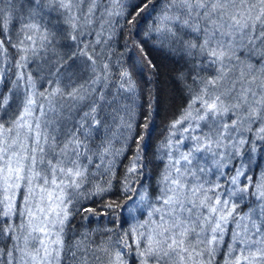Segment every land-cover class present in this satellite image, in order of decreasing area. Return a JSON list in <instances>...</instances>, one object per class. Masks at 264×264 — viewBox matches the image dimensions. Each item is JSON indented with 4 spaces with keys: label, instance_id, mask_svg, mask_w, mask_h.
<instances>
[{
    "label": "snow or ice",
    "instance_id": "snow-or-ice-1",
    "mask_svg": "<svg viewBox=\"0 0 264 264\" xmlns=\"http://www.w3.org/2000/svg\"><path fill=\"white\" fill-rule=\"evenodd\" d=\"M112 5L0 0V264H264V0H161L143 39L138 18L153 0ZM117 35L126 64L112 61ZM153 52L190 64L177 79L191 85L157 147L167 162L150 193L139 178L158 97L149 88L137 103L133 73L153 82ZM133 144L117 183L136 193L141 217L125 231V205L109 199L107 239L69 235L75 215H99L83 201L116 195V161Z\"/></svg>",
    "mask_w": 264,
    "mask_h": 264
},
{
    "label": "trees",
    "instance_id": "trees-1",
    "mask_svg": "<svg viewBox=\"0 0 264 264\" xmlns=\"http://www.w3.org/2000/svg\"><path fill=\"white\" fill-rule=\"evenodd\" d=\"M140 2L141 0H123L125 5H131ZM153 4L155 5V10L150 8L148 12L144 13L138 18L140 39L144 38V32H146L152 26L153 20H155L160 13L161 0H153ZM104 5H112V0H101V8ZM112 6L115 7V5ZM116 10L118 11L119 9L117 8ZM127 10L131 11L130 8ZM114 19H119L121 24L124 23L123 18L114 17ZM127 35L128 33L125 31L124 36ZM123 43V38L117 35L115 41L113 42V49L116 53L112 56L113 63H115L117 59H119L120 63H127V50L123 48ZM149 43L151 44L152 41ZM9 53L10 57L7 62L8 64H10L14 58V50L9 49ZM121 53H124V55L121 56ZM152 56L154 58V62L158 65V73L156 77L153 78V82L151 84L142 79L140 75H137L135 72L133 73V77L138 84V97H140L137 99V103L143 102L142 97L147 94V90L149 88H152L158 97L159 114L155 117V130L153 132L152 153H154V155L152 157V162L148 164L147 177L139 178V183H143L145 186H147L150 193H152L153 190L158 187L157 181L159 180V174L164 168V163L167 162V158L163 156L162 151H157V147L161 144L164 138L168 136L167 128L170 122L179 118L183 109L187 107L190 94L186 88V84L191 85L190 78L187 79L186 84L180 82L177 79L181 72L187 75L189 68L191 67V65L186 64V62L182 60L179 55H175L173 57L164 53L153 52ZM0 69L7 70V64L0 63ZM15 71L16 69L12 68L9 72V75L11 76ZM7 94L8 93L5 92V95ZM139 111L140 110L137 109L138 113ZM113 132L115 133V139L113 141L114 147L119 149L123 143L120 137V130L115 128L113 129ZM134 151L135 145L133 144L131 145L130 151L126 153L127 159L124 157L117 158L115 180L113 181V192L116 193V195L108 193L103 199L94 197L90 200L83 201L82 203L84 206L92 207L95 210V213L99 215L91 219H85L86 216H89V213L87 212L82 211L75 215L71 221L73 232L69 233V235L75 234L76 238H79L85 233H91L89 238L96 243L107 239V236L103 235V229L106 226L112 227V225L109 223L111 217L109 215H105L104 204L107 203L109 199H115L117 202L125 205L119 210V216L121 221L127 220V223H124L123 225L124 230L126 231L129 228L131 224V215H135V213H131L128 208L131 207V204L136 199L137 195L135 192H129L127 197H131V199L125 197V195L119 191L121 186L119 183H117V181L122 179ZM259 156L260 153L257 152L255 154V159L258 160ZM260 163L263 167L264 161H261ZM258 172L259 170H257L256 174H258ZM139 183L136 185L137 189H139ZM142 211L143 209L136 214L135 217L137 219L141 217ZM129 243H131V240H129ZM125 259L127 260L128 264H136L134 255H129L125 257ZM94 264H101V262L96 261Z\"/></svg>",
    "mask_w": 264,
    "mask_h": 264
},
{
    "label": "rangeland",
    "instance_id": "rangeland-1",
    "mask_svg": "<svg viewBox=\"0 0 264 264\" xmlns=\"http://www.w3.org/2000/svg\"><path fill=\"white\" fill-rule=\"evenodd\" d=\"M264 167V166H263ZM131 213H135V215H131L132 217H131V219H130V223L131 224H133V223H135V219L134 218H136L135 216H136V214L139 212V211H141L143 208L141 207V205L139 204V198H138V196L136 197V199L132 202V204H131ZM130 224V225H131Z\"/></svg>",
    "mask_w": 264,
    "mask_h": 264
}]
</instances>
